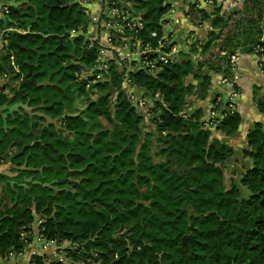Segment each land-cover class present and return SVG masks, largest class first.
<instances>
[{"label":"trees","instance_id":"16d2710c","mask_svg":"<svg viewBox=\"0 0 264 264\" xmlns=\"http://www.w3.org/2000/svg\"><path fill=\"white\" fill-rule=\"evenodd\" d=\"M68 1L28 0L18 9L8 7L7 26L29 32L15 36L21 49L8 41L6 59H14L16 78L30 73L38 83L13 89L12 102L26 103L30 112L20 108L6 117V125L0 114V154L17 152L11 157L13 174L0 172V256L24 249L39 215L40 235L69 242L73 248H67L66 255L74 262L90 264L92 258L99 264H264V126L256 122L246 136L249 148L244 154L252 164L240 180L247 192L243 196L236 184H224L222 163L232 148L211 138L201 110L189 115L184 110L194 90L187 77L207 81L203 65L211 62L218 70L237 50L259 47L264 53V0H242V7L228 14L221 13L215 1L210 12L196 9L199 21L210 20L211 26L199 45L203 62L194 65L187 53L179 52L171 62H159L156 73H130L136 83L159 94L151 116L155 138L142 129V118L114 67L88 86L97 99H89L83 112L73 113V90L83 93L86 84L75 80L80 66L69 65L72 47L87 67L95 65L96 49L87 48L88 43L82 46L83 36L71 43L59 39L64 30L77 31L88 22L78 5L62 7ZM129 1L134 16L146 26L136 34L152 47L161 45L168 4ZM243 20L248 24L241 25ZM151 30L155 36L148 34ZM170 46L161 49L169 51ZM198 47L193 43L190 52ZM111 89L117 92L113 118ZM7 101L0 92V106ZM257 104L264 111V98ZM83 113L104 116L112 127L91 132ZM240 121L239 113L229 112L217 128L231 135ZM186 234L193 239L184 250ZM30 264L47 263L45 256L34 254Z\"/></svg>","mask_w":264,"mask_h":264},{"label":"crops","instance_id":"0c3cea01","mask_svg":"<svg viewBox=\"0 0 264 264\" xmlns=\"http://www.w3.org/2000/svg\"><path fill=\"white\" fill-rule=\"evenodd\" d=\"M11 1L12 0H0V7L4 5L8 7L12 6ZM16 1H22L18 4V9L22 3L28 0ZM89 1L90 0H69L62 7L68 8L74 4L78 5V9L84 8L87 18L89 19L90 12H93L90 10H94L95 8V6L89 7ZM117 1L126 6H132L129 1ZM164 2L168 4L169 7L162 15V19L166 27L168 45L171 44L169 52H172V57L175 58L178 56L179 52H185L194 65H197L198 62H203L205 56L201 53L199 45L206 41L207 32L211 26L210 20L199 21V14L196 9H204L210 12L213 9V3H209L207 0H164ZM7 16L8 14L0 12V92L8 97L7 104L21 102L24 105L19 107L17 112H20V108L30 112L32 107H29L26 103L22 101L12 102L14 95L13 89L17 90L21 88L20 81L26 74H22L16 78L17 71L14 72V70H18V68L15 65L11 66V61L14 59L12 57L10 61L6 59V45L10 42L8 30L16 29L18 32L23 33L22 35L27 34L29 31L23 28L8 27V19H5L8 18ZM92 29H95V22L92 21L91 17L84 28H79V30H82L84 33L79 36L87 37V48L91 46L92 35L98 34V30ZM63 37L65 42H72V36L70 34H64L62 39ZM112 43L118 44L115 42ZM193 43H196L197 47L199 46L196 52H190V46ZM18 46V49L22 48ZM74 49L75 46L72 47V57L69 59V65L75 64L78 67L81 66L82 61H79L78 57L74 56ZM233 54H237L238 56V61L235 64L230 61L231 54L227 61L224 60L222 62L218 70L210 67L214 65L211 62L202 66V72L204 75H207V81L201 78H194L192 75L187 77V81L193 83L194 90L192 94L187 96L184 110L187 115L198 109L201 110V120L204 122V127L210 130L211 138H217L227 143L232 148V155L222 163L224 168V184H236L242 193L245 189L240 185L241 177L252 164L251 159L244 154V150L249 148L246 136L256 122L264 126V111H260L257 104L258 100L264 98V70L258 65L256 56L252 51L243 52L237 50ZM136 66L137 62L133 64L132 72L139 71V66H137V68ZM87 69H89L87 66H81V69L75 71V74H77V76L78 74L82 75ZM27 74H29L28 77L33 76L30 75V73ZM132 83L131 91L135 98H151L150 92L145 87L136 83L133 79ZM110 93H112L111 96H113L115 100V90L111 89ZM155 101H157V99L152 100L153 105ZM1 106L0 114L2 115L5 110H3ZM229 112H237L241 116V121L237 130L231 135H227L217 128L220 120ZM148 126L150 128H147L146 131L151 132L155 138L157 136V130L151 118L146 123L142 122L143 130L144 127ZM6 152L8 154L7 157L6 155L3 156L0 154V157H4V159L0 158V172L12 175L10 171L11 168L6 169L5 167L8 165L14 166L11 162L14 150ZM228 185L226 187H228ZM40 222L41 219L39 215H36L33 225L36 224L39 227ZM32 230V238L24 249L19 253L10 252L5 256H0V264H30L31 257L34 254L45 256L47 264L58 261L62 262V264H75L74 261L67 258L64 250L69 246L67 241L58 242L57 240H47L43 238L40 233L36 234L34 228H32ZM25 234H30V231L25 232Z\"/></svg>","mask_w":264,"mask_h":264},{"label":"built area","instance_id":"2783aa9c","mask_svg":"<svg viewBox=\"0 0 264 264\" xmlns=\"http://www.w3.org/2000/svg\"><path fill=\"white\" fill-rule=\"evenodd\" d=\"M207 1L209 3L214 2L212 0ZM220 3L221 13L230 12L240 6V0H220ZM91 6H95L94 10H90L93 11L90 12V17L95 22V29L92 30L97 31V26H102L104 32L100 33L98 31V34L92 35L93 43H91V46L96 44L95 65L83 72L82 75L78 74L77 76V74H74L76 76L75 80L78 81L77 79H79V81L85 82L86 87H88L91 83L104 78L102 74L108 72L110 67H114L121 75L122 89L133 105L136 106V111L141 116L142 122L146 123L152 116V100L159 99V94L150 93L151 98H135L131 91L133 83L130 73L133 71L135 62H137L139 70L156 73L160 69L159 62L168 63L174 59L172 52L161 49L162 46L168 45L165 23L162 25L164 42L157 47H152L149 42L144 41L142 36L136 34L137 28H145L146 26L139 16H134L132 6H126L117 0H90L89 7ZM8 11V6L0 7V12L7 14ZM127 32H132V34ZM148 34L155 36L156 31H148ZM259 50V47H255L252 52L256 56L258 65L264 70V53H260ZM146 54H154V56L148 57ZM230 61L235 64L238 61L237 54H232ZM115 93L117 94L116 91Z\"/></svg>","mask_w":264,"mask_h":264},{"label":"rangeland","instance_id":"374dc122","mask_svg":"<svg viewBox=\"0 0 264 264\" xmlns=\"http://www.w3.org/2000/svg\"><path fill=\"white\" fill-rule=\"evenodd\" d=\"M239 2V1H238ZM242 0H240V6L242 7ZM215 5L216 6H219V5H221V3H220V1H215ZM133 6V5H132ZM81 11H82V14L87 18V15H86V12H85V10H84V8L83 9H80ZM229 12H227V13H224V14H228ZM88 19V18H87ZM88 20H90V17H89V19ZM233 23V21H230L229 22V24H232ZM245 24H248V22L246 21V20H243V22H242V24L241 25H245ZM262 27H263V25H262ZM97 29H98V31L101 33V32H104V29H103V27L102 26H100V27H98L97 26ZM91 41V40H90ZM93 43V42H92ZM96 45V44H95ZM95 45H93L92 44V46L90 47V48H94L95 47ZM212 52H214L215 53V49H212ZM213 57H214V55H213ZM84 65L85 66H88V65H86L85 64V62H82V64H81V66L82 67H84ZM81 66L78 68V70L79 69H81ZM88 68H92V67H88ZM77 71V70H76ZM76 73V72H75ZM108 74H109V72H104L102 75H103V77H107L108 76ZM76 75V74H75ZM78 81H79V79H77ZM189 80V79H188ZM85 92H83V93H77L78 91L75 89V90H73V95L75 96V101H74V103H75V106H74V108H76L77 110L76 111H74L73 113H81V112H83L84 110H85V106H86V103H87V101L89 100V99H92V100H95V99H97V96L98 95H96V94H94L93 92H91V90L90 89H88V87H85ZM112 95V93H110V113H109V115H111L110 117L111 118H113L114 117V107H113V104H114V102H115V100H114V98H113V96H111ZM135 107V109H136V106H134ZM136 113H137V111H136ZM83 114H85V113H83ZM138 114V113H137ZM139 115V114H138ZM85 118L87 119V129L89 130V131H91V132H96L97 130H101V129H104V128H111L112 127V124L113 123H110V122H108L107 121V119L106 118H104V116H99V117H94V118H92V117H88L86 114H85ZM147 128H150L149 126L148 127H144V130H146ZM13 157V156H12ZM5 163V162H4ZM6 169L7 168H11V169H14V168H16L15 166H12V165H8L7 167H5ZM11 171V170H10ZM11 173L13 174V172L11 171ZM228 184H226V186H227ZM228 187H229V185H228ZM247 194V192L245 191V190H243L242 191V195L243 196H245ZM66 242V241H65ZM69 243V242H68ZM65 246H67V245H65ZM68 247H71V245H69ZM68 247H66V249L68 248ZM71 248H73V247H71ZM184 248V250L186 249L185 248V246L183 247ZM66 249H64L65 250V252H66V254H67V251L68 250H66ZM89 262H90V264H99V261H97V260H95V259H89L88 260ZM77 264H84V263H82L81 261L80 262H77Z\"/></svg>","mask_w":264,"mask_h":264},{"label":"water","instance_id":"95a60500","mask_svg":"<svg viewBox=\"0 0 264 264\" xmlns=\"http://www.w3.org/2000/svg\"><path fill=\"white\" fill-rule=\"evenodd\" d=\"M22 1H16V0H12L11 3H12V6L15 7L17 9V6L18 4H20ZM8 17V16H7ZM5 19H8L9 18H5ZM23 33H20L18 32L16 29H9L8 30V36L10 37V44L14 43L16 46H18V44L15 42V39H14V36L15 35H22ZM25 34V33H24ZM64 34H70L72 37H71V41L73 42L74 39L79 36V35H82L84 34L82 32V30H78V31H72V30H64V33L61 34L59 36V39L62 40V36ZM87 41V37H84L83 39V45L86 43ZM20 48V46H18ZM29 74H26L22 80L20 81V86H22L23 84H28V83H31V82H34L35 84H37V81L36 79L34 78V76H31V77H28ZM24 106L21 102H16V103H13V104H3L1 106V108L3 110H5L3 113H2V118H3V122H4V125H6V117L8 114H13L14 112H17L19 107H22ZM184 209L188 212L191 211V206L188 205L187 203L184 204ZM32 228H34L36 234H39V227L35 224V225H32ZM193 239V236L191 234H186L183 236L182 238V245L183 247L186 246V242L187 240H192ZM75 264H77V262H75Z\"/></svg>","mask_w":264,"mask_h":264},{"label":"flooded vegetation","instance_id":"af4514ba","mask_svg":"<svg viewBox=\"0 0 264 264\" xmlns=\"http://www.w3.org/2000/svg\"><path fill=\"white\" fill-rule=\"evenodd\" d=\"M86 43H87V41H86ZM86 43H85V44H86ZM16 153H17V152H14L13 155H15Z\"/></svg>","mask_w":264,"mask_h":264}]
</instances>
